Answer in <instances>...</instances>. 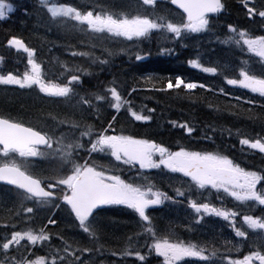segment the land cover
<instances>
[{
    "label": "snow or ice",
    "instance_id": "obj_1",
    "mask_svg": "<svg viewBox=\"0 0 264 264\" xmlns=\"http://www.w3.org/2000/svg\"><path fill=\"white\" fill-rule=\"evenodd\" d=\"M38 2L59 27L68 25L73 31L96 34L100 40L115 37L127 41L150 38L154 33L165 40L169 39L168 34H171L172 39L180 40L188 34L212 33L213 17L222 14L227 7L224 0H169L170 5L181 10L177 13V20L159 0H136L134 11H114L100 3H93L90 9H80L66 3H50V0ZM240 3L246 9L245 14L250 22L254 23L255 18L259 17L260 25L264 26V0H240ZM14 11L12 3L0 0V21ZM24 11L27 14L28 10ZM69 21L74 23L68 24ZM227 32L229 35L221 43L238 47L241 51L246 49L259 58L253 63H258L260 68L257 71L248 60H244L238 76L225 75L226 84L239 86L264 98V34L255 35L250 29L238 31L231 23L227 25ZM7 47L27 54V70L22 75L12 71L0 74V85L38 89L42 98H47L52 104L76 108L80 118L71 120L67 116L60 119L52 116L56 121L55 126L40 127L11 115L0 114V182L12 186L9 191L16 197L9 207L3 196H0V208L4 210L5 221L0 224L4 230V235L0 237V256L3 257L0 264H94L92 257L103 248L98 234L101 232L98 217L106 206L113 205L130 209L138 217L140 229L129 235L126 246L113 251V256H135L139 261H146V256L154 252L156 257L162 258L163 264H181L185 258H196L204 264H217L214 259L217 257L221 264L225 261L227 264H264V171L245 169L219 151H198L183 146L172 150L150 138L117 132L115 123L122 109L135 121L149 122L153 117L141 114L142 110H134L132 101L125 99L115 80L96 92L83 90V76L91 75L90 69L74 65L66 69L67 75L61 72L53 81L42 71L36 49L27 45L22 38L11 36L7 39ZM68 47L71 56L91 57L92 64L97 61L101 65L109 62L88 51H77L72 45ZM120 51L125 49L121 48ZM104 52L109 57L115 54L108 48H104ZM160 52L172 54L173 49L161 47ZM147 55L150 53L137 51L135 60L141 61ZM187 63L204 73L215 75L224 71L218 65L205 66L198 59H189ZM60 65L65 67L63 61ZM145 79L148 83L154 80L151 76ZM158 82L160 87L153 84L152 89L157 92L181 87L188 93L197 88L208 92L217 91L204 83L186 81L181 76H176L174 81ZM135 91L136 88H131V92ZM218 91L225 97L230 95L224 88ZM234 99L237 101L235 104L228 101L231 109L240 106L241 97L236 96ZM100 102H106L107 108L113 109L115 114L109 112L111 118L106 121L107 126L97 130L88 122V117L99 115L100 109L104 107ZM245 103L255 105L257 101L250 99ZM208 106L212 107L211 104ZM261 109L260 113H256L253 108L245 111L249 119L264 123V105H261ZM43 111L41 109V114ZM147 111L151 113L155 109L148 108ZM48 114L52 115V112ZM233 114L239 115L237 112ZM169 123L183 129L188 136L196 131L190 122L170 120ZM61 125H68V128L58 132ZM211 131L215 133L216 128L212 127ZM222 131L232 135L231 128ZM236 134L240 145L264 153V135L250 136L239 128ZM203 139L215 142L212 135L205 134ZM100 155L111 159L107 164L100 163ZM41 162L57 166L46 170L40 166ZM125 166L130 171L135 170L142 180L137 182L122 178ZM154 169L181 174L186 178L182 183L187 187H176L175 197L160 191L148 175ZM212 190H215L217 200L231 197L239 202L241 210L218 207L210 202L206 194ZM176 197L184 198L195 213L191 217L194 226H203L208 223L205 217L212 216L228 222L235 237L242 239L235 244L226 241L231 245L226 248V252L239 251L244 242L255 250L248 251L242 258H232L230 255H219L218 248L182 240L171 228L159 230L148 210L163 205L165 201L184 202L178 201ZM257 206H261L262 214H250ZM42 209L67 212L72 225L79 232L75 235H67L63 231L53 233L47 229V225H58V221L51 216L47 217L46 224L39 227L29 223L16 230L18 222L34 221ZM141 234L147 237L144 245L135 239ZM53 235L61 241L59 245L46 243ZM36 245L46 248L47 254L37 255L32 247ZM138 248H146L147 251L142 252Z\"/></svg>",
    "mask_w": 264,
    "mask_h": 264
},
{
    "label": "trees",
    "instance_id": "obj_2",
    "mask_svg": "<svg viewBox=\"0 0 264 264\" xmlns=\"http://www.w3.org/2000/svg\"><path fill=\"white\" fill-rule=\"evenodd\" d=\"M13 2L17 4V8H21V13L24 15L26 14L24 9L28 10L26 16L29 18V22L22 28L19 26V31L16 27L7 31L1 26L0 42H4L11 36H17L22 38L29 46L39 45L38 47L43 50L44 54L43 68L45 76L53 81H56L61 72H65V75H67L66 70L60 65V60L65 61L68 65L70 63L67 61H73L71 67L79 65L90 69L91 75H86L83 78V90L96 92L115 80L125 99L132 101L134 110H142L141 114L153 117V120L149 122L135 121L130 115H126L124 109H122L121 113L117 114L118 122L115 123L117 132L123 131L124 134L138 138H150L163 143L172 150H177L183 146L198 151H219L228 155L245 169L264 171V153L240 145L239 137L236 134V129L239 128L250 136L264 135V123L258 119H249L245 111V109L253 108L256 113H260L262 110L261 105H264V98L257 97L254 99L257 103L249 105L245 103V101L251 99L249 92L232 87L225 82V75L233 77L238 74L241 62L244 60H248L252 67L258 71L260 65L253 62L259 58L248 53L246 49L241 51L238 47L225 46L214 40V37L220 40L229 35L227 25L230 23L236 26L238 31L240 29H250L255 35L264 34V26L259 23L260 18L256 17L254 23L250 22L245 14L246 9L243 8L240 0H224L227 5L226 10L222 14L213 17V32L203 33L202 37L188 34L183 39L175 40L171 38V34H168L169 39L165 40L154 33L150 38L133 41L111 37L100 40L96 34L80 30L73 31L67 26L57 27V24L52 22L47 10L41 7L38 0H14ZM159 2L166 11L171 12L175 19H179L178 12L170 7L167 0H159ZM50 3H66L80 9H90L93 3H100L114 11H134L136 0H50ZM68 24H71L70 21ZM93 44L96 46L93 47ZM69 45H72L77 51H88L101 59H107L109 62L101 65L97 61L92 64L91 57H73L70 55ZM55 46H58V48L55 49ZM161 47L174 49L176 56L173 58L162 57L160 54ZM104 48L111 49L117 54H129L130 57L111 56L108 58L104 55ZM121 48L125 51L121 52ZM196 48L201 57L198 60L205 66L218 65L222 67L224 65L227 66L226 70L214 75L192 68L187 62L189 59H196L194 52ZM137 51L141 53L149 52L150 55L144 56L141 61H136L135 54ZM53 52L58 54L53 56L59 58L57 64H49L51 56L46 54L51 55ZM10 59L23 58L11 55ZM19 68L21 75L27 69L25 66ZM149 76L154 78L152 83L146 82L145 78ZM176 76H181L186 81L204 83L217 89V91L208 92L197 88L194 92L188 93L182 87L167 92L152 90L153 84H155V87H160L158 81L169 79L174 81ZM60 78L63 79V77ZM133 87L137 91L131 92ZM219 88H224L230 95L225 97L219 93ZM129 93L131 94L129 95ZM236 96L241 97L240 106L231 109L228 101L233 104L237 103L234 99ZM9 100H12L11 104L9 103L3 108L20 115L26 114L28 116L26 118L33 119V125L40 126L42 124L40 127H47L46 124L52 116L59 118L67 116L69 119L75 120L79 114V111L69 109L71 108L69 105H50L48 99L43 100L44 106L42 108H35L31 99V101H21L20 98L13 97ZM100 103H103L104 107L100 109L99 115L92 114L89 116V123L93 125L94 129L106 126V121L111 118L108 115L109 112L115 114L113 109L107 108L106 102ZM209 104L212 105L211 108L208 106ZM148 108H153L155 111L149 113ZM41 109L44 110L43 114H41ZM49 111L52 112V115L48 114ZM234 112L239 113V115L233 114ZM31 116H34V118H31ZM170 120L190 122L194 124L196 131L188 136L183 129L173 127L169 123ZM212 127L216 128L215 133L211 131ZM229 128L232 129L231 136L228 135L227 131H222ZM205 134L212 135L215 142L203 139ZM4 189L6 190L5 187L0 186V196H5ZM219 206L224 208L230 206V208L234 207L239 210L238 204H232L229 197H225L223 202L219 203ZM109 213L111 212L101 213L98 220L101 224V232L99 233L100 243L103 245L101 251L111 257L112 251L121 248L122 241L126 237V228L122 225V221H116V215H109ZM1 215H3V211L0 209ZM64 229L68 231L66 227L58 228L59 231H64ZM133 262L135 264H153L154 260L152 257H148L146 261Z\"/></svg>",
    "mask_w": 264,
    "mask_h": 264
},
{
    "label": "flooded vegetation",
    "instance_id": "obj_3",
    "mask_svg": "<svg viewBox=\"0 0 264 264\" xmlns=\"http://www.w3.org/2000/svg\"><path fill=\"white\" fill-rule=\"evenodd\" d=\"M7 2L10 3V0H7ZM11 15H12V13H10L8 18H6L5 20H10V18H12ZM6 25L10 26V23H7ZM2 51L4 53H2ZM10 54L18 56L17 54L12 53L11 50L6 46V44L0 43V57L3 58V59H0V74L7 73L8 71H12L14 74H19L18 68L22 67V66H27V54L26 53H24L23 55H20V56H23L24 59L15 60V61L7 59L8 56L9 57L11 56ZM36 57H37V55H36ZM38 62L41 63V67H42V60H38ZM27 90H30V91H27ZM13 97L20 98L21 101H24V100L31 101L32 100L35 108H42V106H44L42 94L38 93V89H35V88H33V89H19L17 86H2V85H0V114L12 115L18 119H22V120L24 119L26 121H33V119L26 118V117H28L26 114L20 115L16 112L7 111L5 108H3L4 106L8 105L9 103L11 104V102H8V100L10 98H13ZM17 103H19V102H17ZM17 103H15V104H17ZM31 118H34V116H31ZM76 118L79 119L80 114ZM89 120H90V117H88V121ZM40 166L42 168H44V165L41 164ZM154 171L155 172L154 173L152 172V176H151L152 177V183L155 184V182L156 183L158 182V184L160 186L164 185V186L168 187L169 189H171V186H172L173 190H175V188L179 187L178 185H181V184L175 183L173 180L166 177L167 175L173 179H177L180 177L182 178V180L186 179V178L182 177L181 174L169 173L167 170L154 169ZM121 174H122V178H125L123 176V172ZM159 190H160V188H159ZM169 195L173 196L172 193H170ZM5 199H7L6 200L7 206L11 207L12 201H14L16 199V197L12 194V192L9 191V195L7 197H5ZM180 200L184 201V198L180 197ZM184 203H186V201H184ZM164 204H165V206L160 205V206H157L154 208H150L149 212H152L155 209H162V208L166 209L167 211H171L173 208L172 206H176V203H171V201H165ZM29 205H30V202H29ZM120 207L121 206H116V205L106 206L104 208V210L102 211V213L106 212V211L107 212L110 211L111 213H109V215H116L117 216L118 215L117 210ZM0 209H1V211H3V215L0 216V224H2L5 222L4 218H3L4 217V210H3V208H0ZM182 209H183V204L181 205V210ZM62 212L59 210H54V212H53L54 214L55 213L57 214L54 218L57 219V221H58V225H51V226H54V228H53L54 233L56 231H59L58 228L60 226L66 227V228L74 227L71 223V217L68 216L67 212H64V211H62ZM58 213H60L62 216L58 215ZM29 215H31V214H29ZM116 216H115V218H116ZM172 218L173 219H169V220H165V221H154V223L156 224V226L159 230L164 231V230H167L168 228H171L180 239L186 240L188 222H186L182 219H178V216L176 214H174L172 216ZM98 219H99V217H98ZM116 221H119V219H116ZM120 221L123 222L126 220L121 219ZM41 222H43V219H42V213L40 212L34 221L18 222L16 230H20L21 228H24L29 223L33 224V226H35V227H39L42 224ZM127 222L129 224H132L131 221H127ZM125 228L132 230V226L131 227H125ZM214 229H216L218 231L220 230L217 226H214ZM133 231L139 232L140 229H135ZM222 232H223L222 243L219 242V239L217 241V247H218V249H220L219 255L222 254V255H230V256H239L242 258V256L244 254H247L248 251L255 250V249L250 248L248 246V243L245 242V243H247V245L244 247H242L240 245L239 252L232 251V252H235L234 254H230V253L226 252V248L231 246V245L227 244L226 241H231L233 244H235L237 240H239V239L241 240L242 238H237V237H235L234 234L228 235V233H233L231 229H227V230L223 229ZM249 232H251V230H249ZM67 233H68V235H75V232H73L72 230H70ZM125 233L126 234L129 233V231L126 230ZM3 235H4V230L2 228H0V237H2ZM141 235H144V234H141ZM144 237H146V236L144 235ZM206 246L213 247L212 245H206ZM32 247H34V246H32ZM40 247L41 246H39V249H40ZM36 254L37 255H43V251H37ZM32 258H35V257H32ZM2 259H3V257L0 256V260H2ZM257 264H258V262H257Z\"/></svg>",
    "mask_w": 264,
    "mask_h": 264
},
{
    "label": "rangeland",
    "instance_id": "obj_4",
    "mask_svg": "<svg viewBox=\"0 0 264 264\" xmlns=\"http://www.w3.org/2000/svg\"><path fill=\"white\" fill-rule=\"evenodd\" d=\"M111 38H114V37H111ZM103 52H104V50H103ZM116 54H117V53H115L114 55H116ZM104 55L107 56V53L104 52ZM108 58H109V56H108ZM8 102H12V100H11V101L8 100ZM52 168H53V167H52ZM149 174L152 176V173H151V172H148V175H149ZM137 179H138V181H141V180H142V177L140 176V177H138ZM6 200H7V199L4 198V201H5V202H6ZM235 202L239 204V202H237V201H235ZM239 206H240V205H239ZM240 207H242V206H240ZM240 210H241V209H240ZM194 215H195V213H193V212L190 214L191 217L194 216ZM209 218H210V217H209ZM169 219H173V218H169ZM164 220H168V219H166L165 217L161 219V221H164ZM214 220L218 221L219 223H223V222H224V220L221 219V218H219V217H214ZM166 222H167V221H166ZM122 223H123V224H122L123 226H127V225H128V227H131V226H132V224H129L127 221H123ZM191 223H192V225H194L193 221H192ZM125 230H127V229H125ZM213 236H214V234L212 233V234L210 235V237H213ZM239 240H240V239H239ZM239 240H237V241H239ZM237 241H236V242H237ZM94 261H95V264L99 262L98 259H97L96 257H94ZM112 261H114L112 264H117V263H119V262L117 261L116 258L113 259Z\"/></svg>",
    "mask_w": 264,
    "mask_h": 264
},
{
    "label": "water",
    "instance_id": "obj_5",
    "mask_svg": "<svg viewBox=\"0 0 264 264\" xmlns=\"http://www.w3.org/2000/svg\"><path fill=\"white\" fill-rule=\"evenodd\" d=\"M173 6V5H172ZM174 8H176L175 6H173ZM177 9V8H176ZM179 10V9H178ZM181 11V10H179ZM1 185H4L3 182H0ZM5 186H8V185H5ZM8 187H12V186H8Z\"/></svg>",
    "mask_w": 264,
    "mask_h": 264
}]
</instances>
